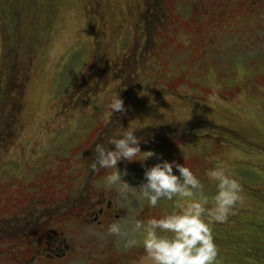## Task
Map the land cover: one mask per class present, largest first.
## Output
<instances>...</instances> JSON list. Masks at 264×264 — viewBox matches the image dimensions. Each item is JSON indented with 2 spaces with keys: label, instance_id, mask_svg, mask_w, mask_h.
Listing matches in <instances>:
<instances>
[{
  "label": "rangeland",
  "instance_id": "1",
  "mask_svg": "<svg viewBox=\"0 0 264 264\" xmlns=\"http://www.w3.org/2000/svg\"><path fill=\"white\" fill-rule=\"evenodd\" d=\"M151 1L0 0V116L6 115L0 124L11 121L6 135L0 133L1 215L44 189L51 172L52 186L79 180V155L101 131L109 137L128 127L151 129L140 148L156 154L119 162L117 168L128 173L122 179L133 187L127 196L107 186L112 169L94 179L95 189L114 194L119 236L108 230L86 235L83 252L90 261L67 255L35 264H108L112 258L114 264H136L143 247H124L138 238L135 222L179 211L170 201L151 208L138 195L144 171L160 162L157 156L190 167L204 184L208 207L217 191L208 170L224 165L234 174L242 201L225 223L212 225L217 261L264 264V0H204L208 11L200 17L192 0H165L167 21L149 37ZM148 39L152 45L144 57L137 55L138 67L134 62L123 71L122 62ZM162 87L172 94L159 95ZM117 94L125 111L115 113L121 123L110 126L108 105ZM190 125L188 136L174 142L157 135L176 132L160 133L164 126ZM232 129L238 136L225 131ZM6 251L0 247V264H17ZM94 251L104 252L96 263Z\"/></svg>",
  "mask_w": 264,
  "mask_h": 264
},
{
  "label": "clouds",
  "instance_id": "2",
  "mask_svg": "<svg viewBox=\"0 0 264 264\" xmlns=\"http://www.w3.org/2000/svg\"><path fill=\"white\" fill-rule=\"evenodd\" d=\"M110 114L124 113V102L118 96L108 105ZM139 129L128 127L109 136L103 143L95 145V159L90 164L92 172L112 169L106 177V184L117 187L127 196L133 188L122 177L117 165L121 161L140 162L152 158L155 153L141 152V139L135 133ZM113 146L114 150H110ZM146 169L143 183L137 187L138 195L151 208L161 201L173 202V211L161 218L151 217L146 221L137 220L134 231L138 238L126 241L125 249L138 245L144 249L136 264H218L219 249L214 240L213 223H225L242 201L243 188L234 174L224 165L208 170V177L216 184L213 204L208 207L209 197L204 192V184L190 167L173 160H162ZM141 162V163H143ZM109 235L119 236V222L109 225Z\"/></svg>",
  "mask_w": 264,
  "mask_h": 264
},
{
  "label": "flooded vegetation",
  "instance_id": "3",
  "mask_svg": "<svg viewBox=\"0 0 264 264\" xmlns=\"http://www.w3.org/2000/svg\"><path fill=\"white\" fill-rule=\"evenodd\" d=\"M261 1L251 0L249 3L257 5ZM164 2L165 0H152L149 5V18L146 22L151 23L148 26L149 37L156 24L164 23V20L167 21V18L163 16ZM203 4L204 0L191 1V8L197 17H200V12L204 15L208 11V9L204 8ZM216 7L220 9L221 4L216 5ZM151 45V40L148 39L145 48L131 54L128 61L125 59L122 62L123 71L126 65L127 69H129L134 62H138L136 63L138 67L140 59L145 56L146 51ZM160 47L163 48V45ZM138 54H140L141 58L137 56ZM160 94L171 95L172 93L171 91L164 90V87H162L159 91ZM2 114L0 119L6 118V115ZM10 115L11 118L14 116L12 112ZM115 116L114 114L110 126L121 123L115 120ZM10 123L11 121L0 124V133L4 136ZM192 126L194 125H190L189 127L184 126L183 130L172 126H164L161 128L160 133L164 129L176 130V132L169 137H164L162 134L157 135L174 142L177 138L181 139L188 136L187 131L191 130ZM225 131L238 136L233 129ZM151 133V129H143L135 133L141 139L140 147L147 143ZM3 135L0 136V144L4 140ZM107 137L108 134L105 131H101L86 148V152L79 155L78 160L84 162V171L79 177L81 181H70L69 179V182L66 184L63 180H59L55 182L58 183L57 185L52 186V182L54 181L53 176L55 175L51 172L46 177L47 182H45L44 189L38 188L36 194L27 196L23 205L19 201L11 203L10 209L7 212H3L2 215L0 214V247L7 249L6 253L8 254L9 261L17 264H35L36 262L39 263V258H41L44 263H50L55 260H61L67 255L73 258L85 257L89 261L92 259L89 254L83 252L84 246L88 243L86 235L98 237L102 233L101 231L108 230L109 225L118 222L120 219L119 210L114 203V194L106 192L105 189L97 190L92 185L95 183L94 179L96 177H99L108 170L101 169L97 172H92L90 169V164L95 159V145L106 141ZM109 147L110 150H114L113 146ZM4 207L5 205L2 204L0 209ZM103 253L101 251H94V263L97 262V257L102 258L101 255ZM0 255H3V252H0ZM114 260L115 258H112L108 261V264H114Z\"/></svg>",
  "mask_w": 264,
  "mask_h": 264
}]
</instances>
